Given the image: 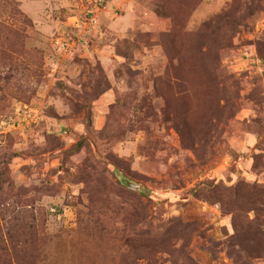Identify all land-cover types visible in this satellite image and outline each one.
I'll return each instance as SVG.
<instances>
[{"label": "rangeland", "instance_id": "1", "mask_svg": "<svg viewBox=\"0 0 264 264\" xmlns=\"http://www.w3.org/2000/svg\"><path fill=\"white\" fill-rule=\"evenodd\" d=\"M262 44L264 0H0L6 252L264 264Z\"/></svg>", "mask_w": 264, "mask_h": 264}, {"label": "trees", "instance_id": "2", "mask_svg": "<svg viewBox=\"0 0 264 264\" xmlns=\"http://www.w3.org/2000/svg\"><path fill=\"white\" fill-rule=\"evenodd\" d=\"M261 55L264 57V44L261 45ZM13 240H10L9 236L7 240L0 239V264H20V258L18 256H14L10 253L6 252V248L9 246L14 248H23L25 246V242H21L16 244Z\"/></svg>", "mask_w": 264, "mask_h": 264}, {"label": "water", "instance_id": "3", "mask_svg": "<svg viewBox=\"0 0 264 264\" xmlns=\"http://www.w3.org/2000/svg\"><path fill=\"white\" fill-rule=\"evenodd\" d=\"M125 185H126V187L129 189V190H131V191H133V192H139L140 191V187L139 186H137V185H134V184H132V183H130V182H125Z\"/></svg>", "mask_w": 264, "mask_h": 264}, {"label": "built area", "instance_id": "4", "mask_svg": "<svg viewBox=\"0 0 264 264\" xmlns=\"http://www.w3.org/2000/svg\"><path fill=\"white\" fill-rule=\"evenodd\" d=\"M257 62L259 63V60L258 59H257ZM31 115H35V112L32 111V110H29L27 116L30 117ZM32 122H33V120H32ZM12 127H14V124L12 125Z\"/></svg>", "mask_w": 264, "mask_h": 264}]
</instances>
